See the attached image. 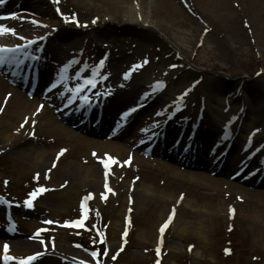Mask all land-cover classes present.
<instances>
[{"label":"bare ground","instance_id":"6f19581e","mask_svg":"<svg viewBox=\"0 0 264 264\" xmlns=\"http://www.w3.org/2000/svg\"><path fill=\"white\" fill-rule=\"evenodd\" d=\"M19 1H22V4L32 11H40L45 14H49L53 11L48 0H10V3H19ZM79 1L80 3H84L88 10L95 11L97 14L92 17V22L95 21V23H98L100 17L101 20L105 21V27L100 28L101 30H97L96 33L93 32L91 43L97 49H100L97 44H100V41L103 40L102 45L108 52V63L114 70L112 75H116L120 67L122 68V66L129 64H132L130 67L132 71H136L137 68H139L138 71L129 74L130 79L133 78L132 74L134 73H139L138 75L142 76L140 72L149 66L150 68L155 66L164 54L163 49H161L159 45H154L152 42L153 36L150 35L152 29L156 30L158 36L166 41H178L177 43H180L181 49L185 51H187L192 44V36L187 33L190 23L195 25L198 24L199 27L206 25L207 27H204L209 30V33L215 35L216 30L209 21L210 19L219 23L230 35H233L234 25L231 13L234 11L240 12L243 20H246L247 23H249L248 21L251 22L256 36L259 37L260 33L264 30V0ZM54 2L59 7L64 5V0H54ZM2 23L5 24V22ZM114 27L117 28L115 29ZM81 33V31L61 27L56 32V35H73L74 37H78ZM123 34L135 36L139 41V45L133 48L126 36V38L123 39L121 36ZM1 36L3 37L4 34L0 35V37ZM1 39L2 38H0V45H6L7 42ZM47 50L54 54L53 52L56 49L54 46H48ZM42 52L46 54V49ZM0 55H3L5 58V63L2 65L4 67H7L8 64L12 65L13 63L10 62L11 60L16 63L15 57L21 58V55L20 57L16 56L14 52L12 54H10V52L0 53ZM37 56L39 57V55ZM53 57L54 59L57 58V56ZM39 60L40 61L34 64L38 66V75H41L39 81L40 83L42 82V86L43 82L49 77V74L46 75L45 72H48L52 67L43 64L42 56H40ZM145 60H147L146 63L144 62ZM159 63L162 65L166 63V60H161ZM20 67L21 65L19 64L16 76L22 77L21 80L18 79L20 82L22 80L26 81V78L23 76H25L24 72L27 73L28 70L25 71ZM193 75L194 73L191 67L188 68V70L174 78L172 89L170 88L166 91V88H159L161 84L157 82L155 85L152 84L153 81L155 83L156 80H151V82L149 80L143 81L142 77L140 80V78H135L134 76L130 88L120 90L116 96L110 99L108 104H105L102 115L105 122L103 124L110 123L111 119L115 117L120 109H123L128 103L136 101L137 97L140 96L139 94L144 93V91H148V96L146 97H155L153 101L148 102L144 107L147 109L152 108V112L148 117L159 113L157 116L159 119L161 114L164 115L163 111L166 109L167 102L170 99L169 97L172 95V90L174 91L185 84L187 79L191 78ZM146 84H149V86H146ZM39 85L38 83V91L41 88ZM206 85L205 104L208 112H204L202 119H200L199 122L196 120V124L191 125V122H187L185 131L180 137V139L184 141H190L195 138L198 141L201 139L202 142H204L202 143L204 148H202L203 152H200V154L198 153L195 157V159H199L201 163L199 166H196L193 162L188 161L186 165L190 167L185 168L183 166L179 167V163L169 165L159 160L156 162H147L138 154L135 155L131 153L129 148L133 140L123 139V137H125V134L128 132V134L130 133L136 138L141 133L139 127L140 124H142L143 117L135 118L134 115L135 119L131 120L132 123L127 120L124 124L126 129H120L121 131L124 130L122 133L112 134L113 137L120 134L121 137L118 139L111 141L101 140L99 136L105 133L103 124H96V130L90 128L92 134L95 136L94 138L84 137L80 133H77V130L74 131V128L65 125V123L57 119L55 120L54 115L49 109L42 112L39 102L36 103L37 100L35 101V98L28 99L23 91L11 88L0 78V109H3V111H0V152L9 149V151L12 152V162L14 166H22V168L30 169L32 173L36 172L42 174L43 178L46 179L47 187H49L48 191H56L55 194L58 197L57 201H60L56 204L47 203L46 216L39 219L37 226H35L36 224L33 221L30 222L29 225L35 226L36 229L43 225L49 226L51 221L54 220L50 217L51 214H54L53 217H55L56 220L62 221L63 219H60L61 208L65 203L70 201L69 198L73 194H79V197L85 202H103L104 199L112 196V171H114L117 177L116 182H119V180H122L121 177L128 175L127 171L129 168L132 170H140L141 167L146 168L147 166L155 175L159 174L164 176L165 180L168 182L171 181L173 185L187 187L191 191H204L205 194H212V192H215L218 204L211 209L199 206L197 203L193 202L190 195L179 197V195L175 196L174 193H167L166 191H162L159 194L152 185L145 184L141 180L135 183L128 181L127 185L124 186L126 188V195H128L126 201H128L129 197H133V203L144 204L153 202L155 199H161L164 209H166L167 212L174 208L175 216L172 226L175 231V236L181 239V241L185 239L194 227L199 229L200 241L193 251L194 258L201 259L205 256L206 246L204 245L207 243L204 230L205 219L207 217H210V219L211 217L217 219L216 217L218 214L223 211L226 212L228 200L224 195L228 193H230V196L233 194L234 198H236L238 194L242 195L244 205L241 209H244L245 212H249V214H247L249 215V219L259 222L261 227L264 228V191L254 188L256 186L255 182H253V187L249 188L238 183H232L228 179L224 180L218 177L212 178V176L207 173L199 171V169H202L201 165L206 169L212 168V163H210L204 151L207 146H211L216 141H221L223 145L228 144L231 140L227 141V139H230L228 138L229 135L227 137L225 136L231 130L235 132L239 130V127L241 129L249 128L256 134L261 131V128H264V103L258 105L254 103V93L256 91L261 93V88L247 83L244 79H240L239 82L233 86V83L225 82L215 77H211ZM238 88L242 90V99L237 92ZM158 90L164 91L165 93L162 92L160 97L159 94L157 95L158 97H156L155 93L158 92ZM249 90L253 92L252 97L248 94ZM47 91L53 94L50 95L47 93L45 96L48 97L51 102H55L54 105H56L58 101L57 97L66 94L60 86L55 89L50 87ZM39 92L37 94H39ZM225 102L227 106H231L233 102V106L237 107L233 115H240L241 109L243 108L245 116L244 119H241V117H234V120L230 121V126L223 129L224 126L220 127L218 125L219 121H216L213 116H222L219 108H224ZM76 106L77 105H73V107H70L64 114L70 113L76 116V113H78L81 116H86V114L83 113V108H76L77 110H74ZM244 106H247L246 110ZM88 108L90 110L92 109V111L94 110L92 106ZM209 112L213 116H210ZM167 114L166 112L165 116ZM169 114L172 115L169 120H173V123H170L171 121L169 122V120L167 121V126L164 131H168L166 132L164 142H160V140H157L160 143L156 142L157 145L162 146V149L157 152L158 154H164L170 147L171 149L174 148L166 139L174 133L173 124L177 113ZM91 116L94 115L92 114ZM166 118L167 117H165L164 120H166ZM229 119L231 118L229 117L226 120ZM25 121H27V123H25ZM146 122L147 119L145 118L144 123ZM84 123L92 124L90 121ZM22 124L24 125L23 127H21ZM183 124L182 122L181 125ZM195 125L197 127H195ZM222 125H224V123ZM147 126L148 125H144V127ZM253 128L258 129L256 131V129L254 130ZM17 129H20L19 132ZM191 130L192 133H190ZM186 137L190 138L185 139ZM221 142L218 144L222 146ZM235 142L238 145V149L234 157V164L233 158L232 160H228L224 166H222L221 173L225 174L233 165L237 166L240 162V154L244 152L245 156L250 154L249 151L251 150V146L247 143H240L237 140ZM47 144H50L51 147H48ZM58 145L60 146L59 149H57ZM61 150L66 151L61 154ZM208 151L209 149L206 152ZM258 153L264 155V149L260 150ZM175 154L176 153L173 151V155ZM231 154H233V151ZM185 155H187V153L184 152L180 157L181 159H177V162H181V160L187 161ZM108 156H111L113 161L109 162L110 169L105 170L103 166L105 162L108 161ZM129 157H131L130 160ZM101 161H104L102 166L100 164ZM125 161H127V163H124ZM128 164H130L129 167L127 166ZM53 165H55V167H53ZM194 169H198V171H193ZM8 176L9 175L4 178L6 179L5 181H7V185L11 186L13 185V181ZM251 179H249L250 181H248V183L253 181ZM168 182L167 185H165V189H167L169 184L171 185V183ZM128 191L131 193L127 194ZM89 194H91V196H89ZM32 202L35 203L34 201ZM125 207H127V205H125ZM125 207L120 210L118 217H124L126 212ZM161 214L163 215L164 212L162 211ZM6 215L8 216L9 214L4 213L3 207L0 206V220L3 221L0 224V264H18V259L7 262L3 259L5 244L8 245L7 254L16 258L28 257L34 253H43V257L40 255L36 256L30 264H67L64 262V257H67V251L59 246L55 240L49 239V241L43 243L30 238L31 236L41 237L43 235L42 231L35 230H32V232L27 235L28 238L27 236L25 238H19L18 232H14L10 228V221L5 219ZM165 215H167V213ZM165 217L166 216H164V218ZM164 218H162L159 224ZM40 220H48L49 223H41ZM119 224V220H116L114 229H118ZM159 224H157L156 229ZM22 237L24 236L22 235ZM138 239L144 243L147 240L146 230L144 228L139 231ZM71 244H73V248H77L76 245L78 244L76 242H71ZM169 249L171 254L180 251V247L176 242L170 243ZM69 256L68 258H70V263L72 264L80 262L92 264L91 259L72 254H69Z\"/></svg>","mask_w":264,"mask_h":264},{"label":"rangeland","instance_id":"374dc122","mask_svg":"<svg viewBox=\"0 0 264 264\" xmlns=\"http://www.w3.org/2000/svg\"><path fill=\"white\" fill-rule=\"evenodd\" d=\"M48 1L53 8V11L49 14L40 11H32L27 9L28 7L24 4L16 6L14 10L20 9L22 14L13 19L12 24L15 26L13 29L16 35H5L7 41H18V38L15 36L23 34L29 36L44 35L46 44L48 46H54L56 49L53 52L54 54H51L57 56L55 59L53 56L52 57L54 60L57 59L56 66L58 70L62 69L63 66L66 67L67 63L70 62L73 70H75L74 73L83 70L81 74H89L92 68H95L96 62L101 60L104 61L108 56L106 48L102 45L103 40L100 41V44H97L100 49H97L91 43L93 32L96 33L97 30H101L100 28L105 27V21L101 20L100 17L98 23L92 22V17L97 14L95 11L88 10L84 3H80L79 0H64V5L60 7L55 4L54 0ZM231 16L234 25L233 35H230L219 23L210 19L209 21L216 30L215 35L209 33V30L204 27L206 25L199 27L198 24L195 25L190 23L187 33L192 36V44L187 51L181 49L180 43H177L178 41H166L158 36L156 30H151L150 35L154 38H152L153 44L159 45L161 49H163L164 54L155 66L145 68L140 72L142 76L138 75L135 76V78H140V80L143 78V81L162 79V81L167 83L166 91L167 89H172V83L177 75L185 72L190 67L194 73L191 78L187 79L185 84L174 91L172 90V95L167 102L166 108L168 112L177 111V113L180 114L178 118L174 119V130H177L176 123L180 118H189L195 115L198 117L204 113V111L208 112L205 104V89L211 77L219 78L225 82H231L233 86H235L234 84L239 82L240 79H244L247 83L261 88V93L258 91L254 93V103L257 105L264 103V30L258 37L254 34V28L251 22L248 21L249 23H247L246 20L244 21L240 12L234 11L231 13ZM33 21L39 23H34ZM61 27L81 31L82 33L78 37H74L73 35H71L72 37L69 35H56V32ZM114 28L116 29L117 27ZM121 36L123 39L127 37L133 48L139 45V41L135 36L128 34H123ZM161 60H166V63L161 65L159 63ZM108 62L109 61L106 60L102 66L99 63L97 70L109 77L108 81L113 87V90H118L120 84L125 83L121 80L124 78V74L131 69L130 67L132 64L122 66V68L120 67L118 73L112 75L114 70ZM128 68L130 69L127 70ZM3 77H5V75ZM68 77L69 76L66 75L63 79L65 80ZM58 80L60 81L61 79ZM132 80H129L125 85L120 87H130ZM7 85L9 86V84ZM14 88L18 89L17 87ZM43 91L44 89L41 90V93ZM250 91L251 90L248 91V94L252 97L253 92ZM157 94H159V97L161 96L160 93H156V95ZM238 94L241 97L242 90H239ZM38 101H36V103ZM130 104L131 103H128L127 106ZM127 106H125V108ZM244 107L246 110L247 106ZM46 109L52 111V114L56 116L54 109L51 108L49 104L45 103L42 112ZM151 109L152 108L141 110L135 115V118L143 117L142 124H140L139 127L143 132L147 130L144 128V125L149 126L151 122H156L154 125H159L163 119L160 117L157 120V114H154L153 120H151V117H148L152 112ZM236 109L237 107L233 106V102L231 108L227 107L226 103H224V108H219L223 117L218 115L213 116L210 112L209 115L213 116L216 121H219L218 125L222 127L223 122L232 116ZM241 115H243V113ZM235 116L238 115L235 114ZM131 117L134 118V114L131 115ZM145 118L147 119L146 123H144ZM121 121L123 120L120 117V119L111 126L116 127V133H119L120 128H123V126L121 127ZM240 129L239 127V130L234 133L237 137L234 140L240 143L250 142L248 145L251 146V150L254 151L253 153L255 155L258 154V151L264 149V128L260 129L261 131L258 132L259 134H255L253 130L249 128ZM253 129L257 131L258 128ZM82 131L83 135L86 137L94 138L91 137L92 134H89L90 132L84 129ZM149 133L150 131H147V133L143 134V139H145L144 136H147ZM107 136L109 135L105 134V136L101 137V140L111 141ZM174 136L175 133L173 137ZM123 139H132V147H130L129 150H131L132 154H138L147 162H156L159 160L169 165L175 163L173 159L177 157H174V155H169L167 153L159 155L156 153L158 149H160V145L156 146L155 150L157 149V151L150 152L149 154L142 153L141 147L134 148L135 143L141 140L139 135L134 138L132 134H128L127 132ZM234 140L231 143V146H234L233 150H231L233 154H231V152L227 157L228 160H232L233 158V164L238 149V145ZM47 146L51 147L50 144H47ZM59 147L58 145L57 149H59ZM143 147L146 148L147 146L143 145ZM208 149H210L211 154L213 153L212 157H210V153L206 152ZM221 149L213 150L210 146H207L204 151L209 161L213 164V167L206 169L201 165L202 169H199V171L205 172L210 176L212 174V178L218 177L224 180H229L230 178V182L238 183L249 188L253 187V182H255L256 186L254 188L264 191V179H262L264 177L262 175L264 172L261 170L259 175V173L255 174L253 171L257 163L261 165L264 164V158L259 160V156H257L240 178L233 179L231 178L233 176L230 174L235 170L234 165L229 168L225 174H216L217 170L215 171V168L217 166L214 164L217 158L224 153ZM200 152H203V150H198V152H195L194 156L196 157ZM11 153L9 149L0 152V206L3 207L4 211L8 207L10 208L12 216L15 217L17 221L16 232H18L19 238H25L34 230L35 226L38 225L39 219L46 216V204H56L60 201H57L58 197L55 194L56 191H48L49 187H47L46 179L43 178L42 174L36 172L32 173L30 169L22 168V166H14ZM242 155L240 154V159H242ZM214 157L215 159H212ZM192 158L194 157H187V161L182 160L183 163H180L179 167H190L186 165L188 161L199 166L201 161ZM100 164L102 166V161ZM129 165L130 164L127 166L129 167ZM134 170L129 168L127 171L128 175L121 177L122 180H119V182H116L117 177L114 171H112V196L104 199L101 203H88V216H86V213L82 212L84 208L82 207L83 202L79 194L71 195L69 198L70 201L65 203L61 208L60 219H63L62 221L56 220L55 217H53L54 214L50 215L55 221L53 222V226L48 228L47 237H49V239H54L59 246L67 251V257H64L65 263L72 264L70 263V258H68L70 257L69 254H72L91 259L94 264H157V261L159 264H264V228L261 227L259 222L249 219V215H247L249 212H245L244 209H241L244 205L242 195L238 194L240 197L237 196L236 198L233 197V194L230 196V193L224 195L228 200L226 212L223 211L218 214L216 217L217 219H213V217H211V219L210 217L205 219L204 230L207 238V243L204 245L206 246L205 256L201 259H196L193 257V251L200 241L199 229L194 227L185 239L181 241V239L175 236V231L172 226L175 216V212L173 214V208L167 212V210L164 209L161 199H155L153 202L144 204L133 203V197H129L128 201H126L128 195H126V188L124 186L127 185L128 181L135 183L141 180L145 184L152 185L159 194L162 191H166L167 193H174L175 196L179 195V197L190 195L193 202L201 207L211 209L218 204L215 192H212V194H205L204 191H191L187 187L173 185L171 181H166L164 176L159 174L155 175L147 166L146 168L141 167L140 170ZM196 170L198 171V169H194L193 171ZM36 174H39L38 180L34 179ZM213 174L217 176H213ZM7 175H9L8 177L13 181V185L11 186L5 183L6 179L4 177ZM250 176H253L251 179L253 181L248 183V181H250L248 179ZM167 182L171 183L173 186L169 184L167 189H165ZM41 186L46 190L38 192L31 198V207L26 206L24 201L29 199V193L38 190ZM128 193L131 192L128 191L127 194ZM125 205H127V207H125ZM124 207L126 208L124 217H118V213ZM162 211L164 212L163 215L161 214ZM166 213L167 215H165ZM168 214H172L173 218L168 224L166 233H158L156 229L157 224H159L164 216H166L164 219L169 217ZM116 220L120 222L118 229H114ZM32 221L35 222V226L29 225ZM2 222L3 221L0 220V224ZM142 228L146 230L147 240L145 243L138 239L139 231ZM125 231L127 233L126 235H124ZM22 235L24 237H22ZM71 242H76L78 244L76 245L77 248H73ZM173 242H176L180 247V251L175 254H171L169 249L170 243ZM158 248L159 254L157 253ZM226 249L230 251L226 253ZM93 251L97 253L95 257L91 255ZM113 256H115V259H113ZM93 259L95 262H93ZM79 264H81V262ZM84 264L86 263L84 262Z\"/></svg>","mask_w":264,"mask_h":264},{"label":"snow or ice","instance_id":"6c2138e0","mask_svg":"<svg viewBox=\"0 0 264 264\" xmlns=\"http://www.w3.org/2000/svg\"><path fill=\"white\" fill-rule=\"evenodd\" d=\"M3 3H4V0H0V4H3ZM8 15L11 16V17H15V16H16L15 13H10V14H8ZM73 15H74V14H73ZM3 18H4V17H0V19H3ZM33 22H34V23H39V22H37V21H33ZM93 22H95V21H93ZM2 34H14V35H16L14 29H12V28L6 26L5 24L0 23V35H2ZM21 39H24V38L21 37ZM29 43H31V41H29ZM14 47L18 49L20 46H14ZM12 50H13L12 48H9V47L6 46V45H0V53H6V52H9V51H12ZM144 62L146 63L147 60H145ZM3 63H5V58H4L3 55H0V64H3ZM100 65H101V66L103 65V60L100 61ZM137 66H138V65H137ZM62 72H63V69L61 70V73H62ZM95 74H96V71H95V69H93V76H95ZM124 75H125V77H127L128 73H125ZM77 76H79V73H77ZM94 84H95V81H94V79H93L92 77H85V78H83V82H82V83H78V84H76L75 87L72 89V91H73V92H77V91H79L80 89L84 88L85 85H92V86H94ZM53 86H55V85H53ZM9 95H11V94H9ZM81 99L84 100L85 98H84L83 96H81ZM41 108H43V106H41ZM0 111H3V109H0ZM130 111H131V110H130ZM25 123H27V121H25ZM23 126H24V125L22 124L21 127H23ZM19 130H20V129H17L18 132H19ZM33 134H34V133H33ZM64 151H66V150H61V154H62ZM106 155H107V154H106ZM130 159H131V157H129V160H130ZM112 161H113V158H112L111 156H108V161L105 162V167L107 168L108 165H109V162H112ZM124 163H127V161H125ZM53 167H55V165H53ZM34 179H37V180H38V179H39V174H36V176L34 177ZM5 183L7 184V181H5ZM106 187H107V185H106ZM44 190H46V189H44L43 186H41L38 190H34L33 192L29 193V199H26V200L24 201V204H25L26 206H28V207H31V206H32V204H31V202H30L31 198L34 197L38 192H40V191H44ZM102 195H103V194H102ZM89 196H91V194H89ZM86 198H87V197H86ZM82 207H83V204H82ZM174 212H175V209L173 208V214H174ZM172 218H173V215L170 214L169 217H168V220L165 221L164 225H162L161 228H160V232H161V233L164 232V229L168 226V223L172 220ZM66 223H68V222H66ZM38 231H39V230H38ZM126 234H127V233H126V231H125L124 235H126ZM101 235H103V234H101ZM225 251H226V253H227V252L230 251V250H227V249H226ZM7 252H8V245L5 244V245H4V253H5V254H4V256H3V259L5 260V262L10 261V260H17V259H18V264H30V262H31L36 256H39V255H40V253H34V254H32L31 256H28V257H24V258H16V257H12V256L8 255ZM157 253L159 254V248L157 249ZM91 255H92L93 257H95V256L97 255V253H96L95 251H93V252L91 253ZM113 259H115V256H113ZM81 264H84V262H81ZM157 264H159L158 261H157Z\"/></svg>","mask_w":264,"mask_h":264}]
</instances>
